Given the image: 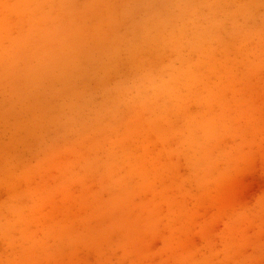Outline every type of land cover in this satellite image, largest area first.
<instances>
[{"label": "rangeland", "instance_id": "1", "mask_svg": "<svg viewBox=\"0 0 264 264\" xmlns=\"http://www.w3.org/2000/svg\"><path fill=\"white\" fill-rule=\"evenodd\" d=\"M0 264H264V0H0Z\"/></svg>", "mask_w": 264, "mask_h": 264}]
</instances>
